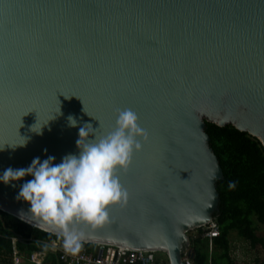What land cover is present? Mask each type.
<instances>
[{"label":"water","instance_id":"95a60500","mask_svg":"<svg viewBox=\"0 0 264 264\" xmlns=\"http://www.w3.org/2000/svg\"><path fill=\"white\" fill-rule=\"evenodd\" d=\"M118 109L138 115L148 140L117 170L127 201L104 225H79L84 242L184 264L188 231L219 210L205 122L264 148V0H0V211L58 234L18 199L33 176L3 174L79 156L80 129L106 135Z\"/></svg>","mask_w":264,"mask_h":264},{"label":"clouds","instance_id":"9594fccd","mask_svg":"<svg viewBox=\"0 0 264 264\" xmlns=\"http://www.w3.org/2000/svg\"><path fill=\"white\" fill-rule=\"evenodd\" d=\"M138 120L133 110L118 109L114 129L106 135L96 137L91 124L80 129L79 156L68 155L55 165L54 157L43 162L36 158L27 169L4 172L5 183L33 176L22 185L18 199L30 204L34 218L57 230L66 252L74 255L82 248L86 237L79 225L102 226L109 220L108 208L127 201L117 170L126 171L134 153L142 150L141 139L148 140ZM90 134L95 138L87 139Z\"/></svg>","mask_w":264,"mask_h":264},{"label":"trees","instance_id":"16d2710c","mask_svg":"<svg viewBox=\"0 0 264 264\" xmlns=\"http://www.w3.org/2000/svg\"><path fill=\"white\" fill-rule=\"evenodd\" d=\"M205 133L222 173L219 210L214 214L219 236L208 239L203 236L202 228H197V234L189 237L190 260L193 264H234L229 253L230 231L247 241L250 247L260 246L264 251V236L257 234L258 225L264 226V148L257 138L228 125L218 127L205 122ZM12 236L24 237L26 240L18 242L17 246L29 251L44 247L40 241L49 240L53 234L0 211V253L3 256H10ZM88 247L93 245L88 243ZM46 264L60 262L48 256ZM251 264H264V258Z\"/></svg>","mask_w":264,"mask_h":264},{"label":"built area","instance_id":"2783aa9c","mask_svg":"<svg viewBox=\"0 0 264 264\" xmlns=\"http://www.w3.org/2000/svg\"><path fill=\"white\" fill-rule=\"evenodd\" d=\"M203 236L208 239L219 236L218 224L213 217L206 225L202 226ZM197 229V228H196ZM10 264H46L48 256H54L60 264H162L157 250L131 249L113 244L83 242L81 250L77 254L65 251L62 238L59 234H53L49 240L40 241L44 247L22 251L18 248V242H24V237L12 236ZM182 262L193 264L187 250L183 252ZM168 264V263H167Z\"/></svg>","mask_w":264,"mask_h":264},{"label":"rangeland","instance_id":"374dc122","mask_svg":"<svg viewBox=\"0 0 264 264\" xmlns=\"http://www.w3.org/2000/svg\"><path fill=\"white\" fill-rule=\"evenodd\" d=\"M197 234V230L188 231L187 235L192 237ZM257 234L264 236V226L258 225ZM229 253L234 264H251L255 260L264 258V251L260 246L250 247L249 243L238 237L233 231L228 233ZM159 260L162 264H167V259L163 252H158Z\"/></svg>","mask_w":264,"mask_h":264},{"label":"crops","instance_id":"0c3cea01","mask_svg":"<svg viewBox=\"0 0 264 264\" xmlns=\"http://www.w3.org/2000/svg\"><path fill=\"white\" fill-rule=\"evenodd\" d=\"M3 256L2 253H0V264H10L9 257Z\"/></svg>","mask_w":264,"mask_h":264}]
</instances>
